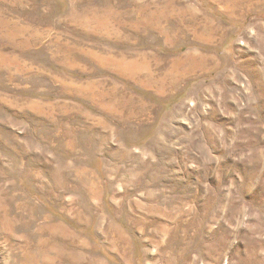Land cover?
Segmentation results:
<instances>
[{
    "label": "rangeland",
    "instance_id": "1",
    "mask_svg": "<svg viewBox=\"0 0 264 264\" xmlns=\"http://www.w3.org/2000/svg\"><path fill=\"white\" fill-rule=\"evenodd\" d=\"M0 264H264V0H0Z\"/></svg>",
    "mask_w": 264,
    "mask_h": 264
},
{
    "label": "trees",
    "instance_id": "2",
    "mask_svg": "<svg viewBox=\"0 0 264 264\" xmlns=\"http://www.w3.org/2000/svg\"><path fill=\"white\" fill-rule=\"evenodd\" d=\"M68 75H71V76H75V77H77V76H79L78 74H76V73H70V72H66Z\"/></svg>",
    "mask_w": 264,
    "mask_h": 264
}]
</instances>
